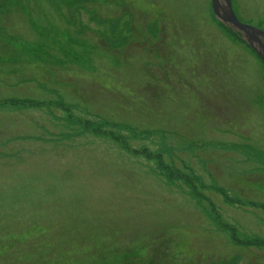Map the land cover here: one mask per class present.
Masks as SVG:
<instances>
[{"label": "rangeland", "instance_id": "374dc122", "mask_svg": "<svg viewBox=\"0 0 264 264\" xmlns=\"http://www.w3.org/2000/svg\"><path fill=\"white\" fill-rule=\"evenodd\" d=\"M1 101L0 264H264V65L211 0H0Z\"/></svg>", "mask_w": 264, "mask_h": 264}, {"label": "water", "instance_id": "95a60500", "mask_svg": "<svg viewBox=\"0 0 264 264\" xmlns=\"http://www.w3.org/2000/svg\"><path fill=\"white\" fill-rule=\"evenodd\" d=\"M215 19L238 35L264 64V31L243 24L233 12L231 0H211Z\"/></svg>", "mask_w": 264, "mask_h": 264}, {"label": "flooded vegetation", "instance_id": "af4514ba", "mask_svg": "<svg viewBox=\"0 0 264 264\" xmlns=\"http://www.w3.org/2000/svg\"><path fill=\"white\" fill-rule=\"evenodd\" d=\"M147 27H146V30L147 31H150V32H153V31H159V32H161L160 31V27L162 28V25H161V22H160V19H156V20H154V21H150V20H148L147 21ZM134 25V24H136L135 22H134V20L132 19V21H131V24L130 25ZM168 26H170V24L168 25ZM163 32V31H162ZM188 30L187 29H178V31H177V34H176V36H175V38L177 39V42L178 41H180L181 39L182 40H184L183 39V37H185V38H187L189 35H190V38H192V40L194 41L196 38H195V35H191V34H189L188 35ZM154 36V35H153ZM153 36H149V37H147L146 39H150V40H154V42L155 43H157V45H159V42H160V35L159 34H155V36L153 37ZM182 36V37H181ZM133 38V37H132ZM163 38V36H161V39ZM187 40V39H186ZM186 40H184V44H186ZM176 42V43H177ZM187 42H189L188 43V46L187 45H185L186 46V51H190V53L191 54H193V55H197V51H196V48H195V44L194 43H192L191 44V42L189 41V40H187ZM174 43V42H173ZM176 43H174V45L176 44ZM173 48H175L176 46H172ZM177 48V47H176ZM150 51H151V53H152V55H153V53L155 52L153 49H150ZM161 54V52L157 49V52H156V54H157V56L159 55V54ZM170 55V54H169ZM159 57V56H158ZM165 57V56H164ZM167 58V57H166ZM159 59V58H158ZM168 74V73H167Z\"/></svg>", "mask_w": 264, "mask_h": 264}, {"label": "trees", "instance_id": "16d2710c", "mask_svg": "<svg viewBox=\"0 0 264 264\" xmlns=\"http://www.w3.org/2000/svg\"><path fill=\"white\" fill-rule=\"evenodd\" d=\"M220 24V23H219ZM220 26L225 30V31H227V32H229V34H231L232 35V37L233 38H235V39H238L240 42H242L241 40H240V38L237 36V35H235V34H233L232 32H230V31H228L225 27H223L221 24H220ZM243 43V42H242ZM243 45H245L244 43H243ZM25 102V101H24ZM24 102H17V103H15V106H17V107H23V106H31V107H33L34 105L36 106V103H33V102H27L28 104H26V102L24 103ZM11 102H9V101H6V102H4V101H1V103H0V106L2 105L3 107L5 106V105H9V106H11V105H13V104H10ZM102 257V256H101ZM88 260H85L84 262H85V264H88V262H87ZM100 262V261H99ZM139 264H143V261H142V263H140L139 262Z\"/></svg>", "mask_w": 264, "mask_h": 264}, {"label": "bare ground", "instance_id": "6f19581e", "mask_svg": "<svg viewBox=\"0 0 264 264\" xmlns=\"http://www.w3.org/2000/svg\"><path fill=\"white\" fill-rule=\"evenodd\" d=\"M240 40L245 44V46H247V44L240 38ZM248 47V46H247ZM249 48V47H248ZM137 255V253L135 252V253H133V255L131 256V255H126V256H123V257H121V260L122 261H124L122 264H131V262L133 261V263L132 264H139V262L140 263H142V260H140V259H138V258H135V257H138V256H136ZM127 260H128V262H127ZM161 264V263H160Z\"/></svg>", "mask_w": 264, "mask_h": 264}]
</instances>
